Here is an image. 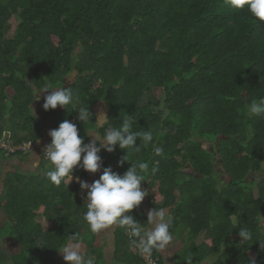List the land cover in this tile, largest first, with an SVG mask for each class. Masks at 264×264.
<instances>
[{"label": "trees", "instance_id": "trees-1", "mask_svg": "<svg viewBox=\"0 0 264 264\" xmlns=\"http://www.w3.org/2000/svg\"><path fill=\"white\" fill-rule=\"evenodd\" d=\"M49 83L72 88L76 99L38 118L32 105L39 96L45 102L50 93L40 91ZM253 101L264 103V21L230 0H0V137L37 143L45 123L57 129L65 120L85 144L89 131L104 135L124 118L134 131H151L152 142L128 162L118 145L99 155L121 176L130 164L148 163L141 185L148 195L131 215L147 229L145 206L168 210L173 237L184 240L174 264H264V114L249 113ZM100 102L109 113L104 128L95 124ZM81 108L92 114L84 122ZM41 167L4 179L0 170V237L21 249L0 244V264H67L61 252L76 243L106 264L83 219L77 178L86 171L78 166L70 184L55 185L51 162L42 157ZM241 228L251 232L244 243ZM129 241L117 228L114 264H147ZM151 255L165 264L160 250Z\"/></svg>", "mask_w": 264, "mask_h": 264}, {"label": "clouds", "instance_id": "clouds-1", "mask_svg": "<svg viewBox=\"0 0 264 264\" xmlns=\"http://www.w3.org/2000/svg\"><path fill=\"white\" fill-rule=\"evenodd\" d=\"M230 5L237 11L246 9L254 18L264 21V0H230ZM71 89L55 88L51 83L46 84L40 91L50 93L45 97L44 109L54 110L58 106L66 109V106L73 104L76 98ZM248 111L254 115L264 114V103L253 101L248 105ZM78 113V119L81 122L88 120L90 115L92 116L89 109L85 108H81ZM109 121L103 113L95 118V124L100 128H104ZM49 135L51 144L44 149L45 156L43 157H46L53 166L52 170L47 172V176L55 185H60L65 178L72 180L74 169L78 166L92 174L100 172L102 168V159L99 155L101 149L111 153L118 145L126 150L127 155L124 161L128 162L130 152L139 153L142 145L150 144L153 140L151 131H134L130 118H124L118 127L104 128L102 139H93L88 144H85L80 137L77 126L68 120L63 121L57 129L51 130ZM97 142L100 144L99 147ZM34 144L36 146V143ZM153 151L155 155L161 156L164 149L153 146ZM34 163L38 164L39 161ZM130 165L123 176L114 173L111 168H104L100 178L92 184L77 178L81 189L87 193V211L83 219L92 233H100L112 226L123 228L130 236V247L139 250L142 255H151L153 250H163L173 240L170 225L165 220L169 212L166 208L157 209L156 207L150 211L147 221L153 226L150 231H145L140 222L131 215L132 211L138 208L148 195L141 185L146 181L145 174L149 171V165L146 162ZM157 171L156 167L151 168L152 175H155ZM238 234L243 243L251 239V232L247 228H241ZM72 239L78 241L79 234L76 233ZM258 242L264 248V242ZM79 247V243H76L63 249L61 253L67 264H94L93 257L82 255ZM188 264H191V261H188ZM248 264H256V262L250 260Z\"/></svg>", "mask_w": 264, "mask_h": 264}, {"label": "crops", "instance_id": "crops-1", "mask_svg": "<svg viewBox=\"0 0 264 264\" xmlns=\"http://www.w3.org/2000/svg\"><path fill=\"white\" fill-rule=\"evenodd\" d=\"M38 100H39V99H38ZM34 103H39V102H37V101L35 100ZM98 105H99V107H100L101 105H104V106H105L104 102H100V103L97 104L96 106H98ZM105 107H106V106H105ZM32 110H33V113H34V111H35V112H37V113H39V114L42 115V117H40V116L37 115V113L34 114V115H35L36 117H38V118H43V117H45L46 112L49 111V110H47V111H45V113L43 114V113H41V111H40L39 109H37V106H36L35 104L32 105ZM106 110H107V109H106ZM96 116H98V115L96 114ZM106 117H107V119L109 118V113H108V111H106ZM49 123H51V126L53 125V122H52V121H49V122L45 123V129H44V131H43V138H42V140H40V141H38V142L36 143L35 149H33V150L31 151V153H30L27 157H25L24 159H19V158H16V157L11 158V161L13 162V167H12L13 169H12V170H10V167H6V166H8V165H7V160H8V158H4V157L0 156V170H1V173H2V177H3V179H4L9 173H20V174H24V175H29V174H38V173H41V172H42V167H41V164H42V157H41V156H43L44 149L47 147V145H48L49 142L51 141V137H50V135H49V132H50L51 130H54V126H53V128H52V127L50 126ZM106 125H107V124H106ZM106 125H105V126H106ZM105 126H104V127H105ZM98 128H100V127H98ZM93 131H94V133H98V134H99L100 139L96 138V137H95L96 135L93 136V137H90V133H89V143H91L93 139L101 140L102 137H103V135L100 134L98 130H97V131L92 130L91 132H93ZM97 146H98V147L100 146L99 142H97ZM36 161H39V163H38V164L34 163V162H36ZM104 168H105V167L102 165V168H101L100 172L95 173V174H92V173H89V172L86 171L87 174H86L85 179H83V180H80V179H79V180H80V181H86L88 184H92L94 181H96V180H98V179L100 178V175L102 174ZM68 180H69V179H68ZM70 180H71V179H70ZM70 182H72V180H71ZM68 184H70V183H68ZM84 196L87 197V193H86V191H84ZM147 208H148V207H147ZM148 210H149V208H148L147 210H145V213H146L147 216H148V213H147ZM151 210H153V209H151ZM48 226H49V225H46V228H48ZM151 226H152V225L149 224V227H148L147 229H149ZM117 228H118V227L112 226V227H110L109 229H106V230H103V231L100 232V233H97V234H98V237L102 239L101 242H100V244H103V247H104L105 260L107 261L106 264H109V260H108V258L106 257V249H107V248H108V249H110V248L112 249V248H113V250H111V252H112V254H113L112 262H113V261L115 262V256H114V250H115V232H116ZM110 233H113V242H112V243L110 242V240H111ZM108 244H109V245H108ZM110 244L112 245V247H108V246H111ZM70 245H71V244H70ZM79 245H82V244H79ZM180 249H181V248H179L178 250H176V251L174 252L173 256L171 257V261H167V260L165 259V255L163 254L164 250H160V251H161V254H162V257H163V260H164V262H165V264H174V255H175ZM107 255H108V254H107ZM113 259H114V260H113ZM114 262H113V264H114Z\"/></svg>", "mask_w": 264, "mask_h": 264}, {"label": "rangeland", "instance_id": "rangeland-1", "mask_svg": "<svg viewBox=\"0 0 264 264\" xmlns=\"http://www.w3.org/2000/svg\"><path fill=\"white\" fill-rule=\"evenodd\" d=\"M16 24H17V19L16 18H13L12 21H11V26L14 28L16 26ZM74 80H75V76L73 75L72 77H70L68 79V83L66 85L68 86V84L69 83H72ZM35 100L37 102H39V103H34L37 106V109H39L41 111V113L44 114L45 111H47V110H45L44 107H43V105L45 103L43 101V97L42 96H39V98H37ZM94 111H95V113L97 115L103 113L106 116V111L107 110H106V107L104 105H101L100 107L98 105V106H95ZM36 113L37 112L34 111V114H36ZM37 115L40 116V117H42V115L39 114V113H37ZM49 124L51 126V123H49ZM51 127L53 128V125ZM89 133H90V137H93V136L96 135L95 137L98 138V139H100V136H99L98 133H94V131L93 132L89 131ZM207 147H208V145H207ZM41 157H43V156H41ZM11 158H13V157L8 158V160H7V165L8 166H6V167H10V170L13 169L12 168L13 167V162L11 161ZM70 181H71L70 179L67 180V183H71ZM147 207L148 206H145V210H147L149 208V207L148 208ZM150 211H152L151 208H149V210L147 211V213L149 214ZM4 222H6V216L1 211L0 212V225H4ZM260 223H261L262 230L264 231V217L261 219ZM152 227L153 226H151L149 229H144V230L145 231H150L152 229ZM110 236H111L110 242L112 243L113 242V233H110ZM99 239L102 240L101 238H99ZM183 241H184L183 238H178V237H175L174 238L173 237L172 242L165 249H163L164 250L163 254L165 255V259L167 261H171V257L173 256L174 252L176 250H178L179 248H182L183 247ZM0 244H4L5 246H7V248L10 251L15 252V253L16 252H19L21 250L20 249V246L17 243H15L14 241H12V239L9 238V237L8 238H5V239L3 237H0ZM71 245H74V244H71ZM71 245H69V246H71ZM108 247H112V245L111 246H108ZM111 250H113V248L112 249L111 248L110 249H108V248L106 249V257L109 260V264H113V262H114V261L112 262L113 254H112ZM79 251L81 252L82 255H84V253L86 252L85 245H83V244L80 245ZM134 251L136 252V249L135 248H134ZM250 256L253 257V253H250Z\"/></svg>", "mask_w": 264, "mask_h": 264}, {"label": "built area", "instance_id": "built-area-1", "mask_svg": "<svg viewBox=\"0 0 264 264\" xmlns=\"http://www.w3.org/2000/svg\"><path fill=\"white\" fill-rule=\"evenodd\" d=\"M6 133L4 132L2 137H0V153H3L6 157H19V158H25L27 157L33 148H35V144L32 141H26L23 143H14L11 142L7 137ZM49 143L48 145H50ZM46 149V148H45ZM43 155L45 156V150L43 152ZM46 160H48L46 157H44ZM49 161V160H48ZM144 258V261L147 264H160L159 259L157 257H154L152 255H142Z\"/></svg>", "mask_w": 264, "mask_h": 264}]
</instances>
